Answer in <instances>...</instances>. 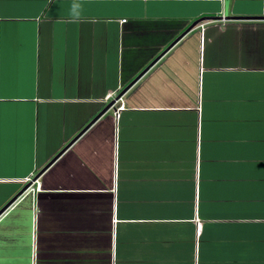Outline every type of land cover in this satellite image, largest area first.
I'll list each match as a JSON object with an SVG mask.
<instances>
[{
  "label": "crops",
  "instance_id": "crops-1",
  "mask_svg": "<svg viewBox=\"0 0 264 264\" xmlns=\"http://www.w3.org/2000/svg\"><path fill=\"white\" fill-rule=\"evenodd\" d=\"M16 196L0 264H264V0H0Z\"/></svg>",
  "mask_w": 264,
  "mask_h": 264
},
{
  "label": "water",
  "instance_id": "water-1",
  "mask_svg": "<svg viewBox=\"0 0 264 264\" xmlns=\"http://www.w3.org/2000/svg\"><path fill=\"white\" fill-rule=\"evenodd\" d=\"M226 1H228V0H226ZM223 17H225V18H229V14H228V11H227V9H226V12H225V15L223 16ZM222 17V18H223ZM196 23H198V21H196L190 28H189V30L196 24ZM188 30V31H189ZM180 39V37L179 38H177L176 40H175V42H177L178 40ZM174 42V43H175ZM143 73H141V74H139V76L135 79V80H133L130 84H128V86H126L124 89H123V91L116 97V98H114V100H112V101H110L108 104H107V106L102 110V112L98 115V116H96V118L93 120V121H95L96 119H98L103 113H105L106 111H108L113 105H114V103H115V101L116 100H118V99H120L125 93H126V91L141 77V75H142ZM43 171V170H42ZM42 171H41V173H42ZM40 173V174H41ZM39 174V175H40ZM39 175L38 176H35V178L33 179V180H36L38 177H39ZM32 185V181L31 182H29L28 184H26V186L23 188V190L21 191V193H23L25 190H27L30 186ZM20 193V194H21ZM18 196H16L13 200H11L1 211H0V214L1 213H3L4 212V210L10 205V204H12L13 202H14V200L17 198Z\"/></svg>",
  "mask_w": 264,
  "mask_h": 264
},
{
  "label": "built area",
  "instance_id": "built-area-1",
  "mask_svg": "<svg viewBox=\"0 0 264 264\" xmlns=\"http://www.w3.org/2000/svg\"><path fill=\"white\" fill-rule=\"evenodd\" d=\"M123 21H125V20H123ZM201 26H204V24H202ZM123 107H124V106L121 105V106L115 111V115H116L117 117H118V115H119L120 110H121ZM33 176H34V175H33ZM33 179H34V178H32V177L28 178L29 181H33ZM33 183H37V187H36V188L40 189V185H41V183L38 182L37 179H36L35 181H33ZM36 188H31V189L34 190V189H36Z\"/></svg>",
  "mask_w": 264,
  "mask_h": 264
}]
</instances>
